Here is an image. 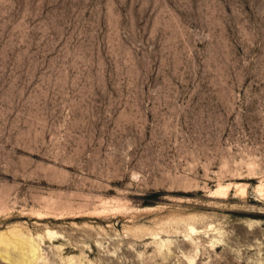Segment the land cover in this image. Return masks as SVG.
Listing matches in <instances>:
<instances>
[{
    "label": "rangeland",
    "instance_id": "obj_1",
    "mask_svg": "<svg viewBox=\"0 0 264 264\" xmlns=\"http://www.w3.org/2000/svg\"><path fill=\"white\" fill-rule=\"evenodd\" d=\"M263 185L264 0H0V232L36 264H264Z\"/></svg>",
    "mask_w": 264,
    "mask_h": 264
},
{
    "label": "bare ground",
    "instance_id": "obj_2",
    "mask_svg": "<svg viewBox=\"0 0 264 264\" xmlns=\"http://www.w3.org/2000/svg\"><path fill=\"white\" fill-rule=\"evenodd\" d=\"M257 191L260 194L264 195V185L257 187ZM5 235L6 233L0 232V239L2 240L3 238H5ZM16 235H13L11 239L8 238L9 235H6L9 240L7 239L8 241L0 243V257H4L5 260H8V262L10 260L14 264H36L38 262H42L43 256L41 257V255H39L38 247L34 245L36 242H33L32 237H28L26 235V237ZM11 250H13V252L10 255L9 252ZM73 259H68L67 264H73ZM44 263L45 261L43 262V264Z\"/></svg>",
    "mask_w": 264,
    "mask_h": 264
}]
</instances>
